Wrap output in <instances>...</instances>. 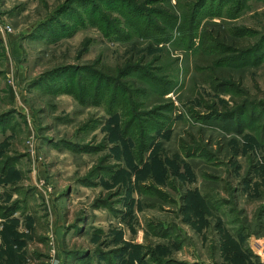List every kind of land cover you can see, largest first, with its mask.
Returning <instances> with one entry per match:
<instances>
[{
  "label": "rangeland",
  "instance_id": "374dc122",
  "mask_svg": "<svg viewBox=\"0 0 264 264\" xmlns=\"http://www.w3.org/2000/svg\"><path fill=\"white\" fill-rule=\"evenodd\" d=\"M6 26L0 264H264V0H0Z\"/></svg>",
  "mask_w": 264,
  "mask_h": 264
},
{
  "label": "trees",
  "instance_id": "16d2710c",
  "mask_svg": "<svg viewBox=\"0 0 264 264\" xmlns=\"http://www.w3.org/2000/svg\"><path fill=\"white\" fill-rule=\"evenodd\" d=\"M211 39H213V38L210 37V40H211ZM221 39H222V37H220V38L218 37V38H216V41H222ZM223 40H224V39H223ZM204 43H205V40H204ZM208 47H209V45H206V48H208ZM248 51H249V50H248ZM212 53H214V52H212ZM212 53L209 54V55H212ZM218 61H219V60H215L214 65H216V64L218 63ZM225 82H226V81H225Z\"/></svg>",
  "mask_w": 264,
  "mask_h": 264
},
{
  "label": "built area",
  "instance_id": "2783aa9c",
  "mask_svg": "<svg viewBox=\"0 0 264 264\" xmlns=\"http://www.w3.org/2000/svg\"><path fill=\"white\" fill-rule=\"evenodd\" d=\"M0 31L1 32H3V31L11 32V28L9 26H6V27H3V28H0Z\"/></svg>",
  "mask_w": 264,
  "mask_h": 264
}]
</instances>
